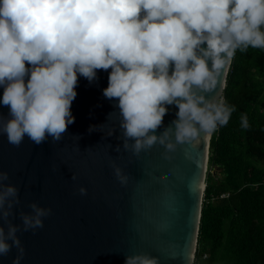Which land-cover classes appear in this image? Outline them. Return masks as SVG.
I'll return each instance as SVG.
<instances>
[{"label": "clouds", "instance_id": "1", "mask_svg": "<svg viewBox=\"0 0 264 264\" xmlns=\"http://www.w3.org/2000/svg\"><path fill=\"white\" fill-rule=\"evenodd\" d=\"M249 47L264 49V0H0V104L9 106L0 135L14 146L26 136L37 145L49 137L59 142L75 121L78 77L93 83L98 69L111 68L103 95L118 98L108 118L118 112L123 148L139 156L159 143L172 159L178 145L194 146L202 132L211 137L228 124L235 108L219 93L207 94L237 50ZM173 104L177 119L155 134ZM241 127H249L246 115ZM115 175L127 183L120 168ZM8 181L0 171V219L7 225H0V256L15 247L13 264H21L18 232L42 228L52 210L33 202L30 213H20L22 224L13 223L19 189ZM125 264L158 261L139 254Z\"/></svg>", "mask_w": 264, "mask_h": 264}, {"label": "water", "instance_id": "2", "mask_svg": "<svg viewBox=\"0 0 264 264\" xmlns=\"http://www.w3.org/2000/svg\"><path fill=\"white\" fill-rule=\"evenodd\" d=\"M229 70L209 99L223 95ZM109 72L98 69L93 83L78 77L75 121L59 142L49 137L37 145L26 136L14 146L0 135V171L19 189L20 203L9 219L22 224L20 213H30L33 202L52 210L42 228L18 232L25 249L21 264H125L126 256L139 254L158 264H195L213 134L202 132L194 146L178 145L172 159L159 143L139 156L125 150L118 112L108 118L118 111V98L103 95ZM167 107L157 135L177 119L178 107ZM8 113L9 106L0 104V115ZM91 125L100 127L90 133ZM116 168L127 183L117 179ZM0 225L7 228L2 219ZM17 254L13 247L0 264H13Z\"/></svg>", "mask_w": 264, "mask_h": 264}, {"label": "trees", "instance_id": "3", "mask_svg": "<svg viewBox=\"0 0 264 264\" xmlns=\"http://www.w3.org/2000/svg\"><path fill=\"white\" fill-rule=\"evenodd\" d=\"M222 97L235 111L211 140L195 264H264V49L237 50Z\"/></svg>", "mask_w": 264, "mask_h": 264}]
</instances>
